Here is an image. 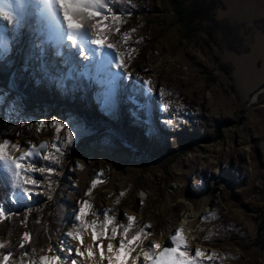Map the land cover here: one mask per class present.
I'll use <instances>...</instances> for the list:
<instances>
[{
  "label": "rangeland",
  "instance_id": "obj_1",
  "mask_svg": "<svg viewBox=\"0 0 264 264\" xmlns=\"http://www.w3.org/2000/svg\"><path fill=\"white\" fill-rule=\"evenodd\" d=\"M214 1L216 19L230 26L194 21L187 27L172 0L113 6L121 15L120 31L107 41L114 49L100 51L89 40L83 52L70 41L60 49L40 17V0H31L32 18L20 38L0 5V71L11 76L8 86L0 84V136L21 146L15 157L24 155V147L46 144L42 152L50 159L36 156L34 162L55 169L28 173L39 181L27 186L31 199L10 197L17 201L12 212L31 211L20 223L23 236L31 237L30 227L45 230L17 261L36 264L56 255L62 241L76 243L66 234L79 227L74 216L87 201L93 208L86 219L97 225L105 211L115 220L109 228L122 231L129 216L137 221L133 231L150 225L143 251L159 244V253L183 228L190 254L200 246L215 254L202 264H264L258 243L264 242V0ZM85 26L98 37L96 28ZM39 35L51 36L44 54ZM121 59L124 67H117ZM82 76L89 87L81 85ZM44 84L57 103L28 106L26 94ZM65 97L69 101L59 104ZM54 119L78 128L74 143H64L67 130L57 133L49 123ZM39 120L46 121L42 129ZM57 141L61 152L53 149ZM94 181L100 182L93 187ZM137 255L142 264L141 248Z\"/></svg>",
  "mask_w": 264,
  "mask_h": 264
},
{
  "label": "snow or ice",
  "instance_id": "obj_2",
  "mask_svg": "<svg viewBox=\"0 0 264 264\" xmlns=\"http://www.w3.org/2000/svg\"><path fill=\"white\" fill-rule=\"evenodd\" d=\"M5 3H11L12 0H4ZM43 5L42 12L49 18L58 22V31H62L63 28L67 29V34L64 37L66 40L71 42L73 47H76L79 51L83 52L85 42L90 40V43L96 45L100 51L106 47L108 49H114L112 43H108L109 35L112 31L119 32L120 28L116 25V21L121 20V15H118L114 11L113 6L121 4H127L130 7H135L130 3V0H40ZM17 5L23 6L24 0H15ZM111 5V6H110ZM3 14V9H0V15ZM109 16L112 19V25H109L107 21ZM86 23H90L92 27L96 28L98 37L91 38V33L84 27ZM125 41L128 36L125 34ZM5 50L8 48V43L5 40L2 44ZM86 58H88L86 56ZM117 67H124V61L121 59L120 64ZM145 85H151V81H144ZM148 91L151 92L152 88L149 87ZM163 97V91L160 92ZM167 110L168 106H164ZM38 126L42 129L46 125L45 120L37 121ZM57 133L62 130H67V139L64 142L66 145H71L75 142L77 137L78 128L70 127L68 123L62 122L60 119H54L50 121ZM171 124L172 121H166ZM149 133L152 131L148 129ZM20 145L16 144L9 138H4L3 143H0V169L3 170L6 179L10 182L12 188L18 189L14 196L20 198L31 199L33 195L29 187L26 186H37L39 181L28 173L45 172L51 174L55 169L37 167L34 162V157L41 156L43 159H50L48 154L42 152L43 149L47 148L46 144H41L39 147L36 145L28 146V150L25 151L24 155L15 157L14 153L20 150ZM53 149L57 152H61L63 149L60 146V141L53 144ZM59 162L58 160L56 161ZM100 181H94L93 187L96 186ZM88 195H91L89 192ZM123 195V194H121ZM13 204L17 201L12 200ZM118 202V201H117ZM93 205L84 201L80 204L77 213L74 216V220L78 221L79 227L75 231H70L66 235L72 240H78L81 246L84 244L83 231L91 229L92 239L95 242L101 241L96 244L99 248V260H107L108 264H129L131 259L132 264H137L141 261V256H133L137 248H141L143 261L142 264H202V258L207 255L209 261L214 259L215 254H205L200 249H196L194 254H190L189 245L183 235L184 229L179 228L171 236L170 246L163 247V249L157 253L155 249H160L161 245L153 244L148 246L147 251H143L142 244L143 239L151 235L146 229L150 228V225L141 226L138 230L133 231L134 226L137 225L135 217H126V223L123 225V230L120 231L117 227H111L110 225L115 224L113 217L108 215L105 211L102 213L104 222L97 225L95 221H88L86 217L90 214ZM8 215H16L15 212L9 213L7 209L0 206V219L6 218ZM207 219V218H205ZM119 234V239H118ZM31 237L29 233H24L23 241L19 245L20 248H24L25 244L29 243ZM107 239V254L104 251V244L102 240ZM112 241H117L113 243ZM6 245L0 242V250L5 249ZM49 253L53 252L52 248L47 249ZM56 255H44L39 258L36 264H77L75 258L66 259L65 257H72L73 254L77 257H84L85 254L88 258L93 259V247L89 246L85 252H81L79 249H74L61 242L60 246L56 247ZM29 253L25 251L24 256ZM0 264H23V260L14 261L13 254L11 252L7 254H0ZM31 264V262H30ZM82 264V262H81Z\"/></svg>",
  "mask_w": 264,
  "mask_h": 264
},
{
  "label": "trees",
  "instance_id": "obj_3",
  "mask_svg": "<svg viewBox=\"0 0 264 264\" xmlns=\"http://www.w3.org/2000/svg\"><path fill=\"white\" fill-rule=\"evenodd\" d=\"M187 1H189V5H186ZM171 3L173 6V11L178 15L180 19H183L184 22L187 23V27H190V25H192L194 21H198L199 23H216L218 24V26L221 25L230 26L228 23L223 24L216 19L217 5L214 0H172ZM10 78H11L10 71L8 72L0 71V84L8 86ZM68 82L69 84L72 83L73 85L77 84L69 79ZM81 83L83 87L90 86V82L84 79L83 76L81 77ZM47 87L48 86L44 84L36 88L35 90L34 89L30 90V92L26 94L27 104H29L28 106L30 105L34 106L36 104L53 105L55 104V102L57 103V99H55V97L51 94V92ZM86 96L88 95H84V98H86ZM82 99L83 98L81 97L79 102V105L81 107L83 106L84 102H86V101L83 102ZM62 101H59V104L65 105L66 102L69 101V97H65L64 99H62ZM142 116H144V112ZM17 191L19 190L11 187L10 182L6 179L4 172L0 170V206H3L5 209L8 210V212H12V208H13V204L10 201V196ZM27 212L29 213L31 211L25 208L22 211L15 212L16 215H12L10 221L7 220L0 221L1 222L0 239L9 242L7 243L5 249L0 250V254H7L11 252L13 254L14 261H17L25 251H27L30 254L31 248H34L38 244V242L36 243L34 236L40 237V235H42L41 233L45 232V230L44 232H42V230L44 229L43 226L37 227V229H33L32 227H30L31 243H29V245L25 244L24 248L19 247L21 243H24L22 239L23 232H21L22 229L20 227V223L24 222V215H26ZM46 213H47L46 211L43 212L45 216ZM46 223H49V219L47 220ZM258 243L262 247H264L263 241H258ZM207 264H211V263H209L208 261Z\"/></svg>",
  "mask_w": 264,
  "mask_h": 264
},
{
  "label": "bare ground",
  "instance_id": "obj_4",
  "mask_svg": "<svg viewBox=\"0 0 264 264\" xmlns=\"http://www.w3.org/2000/svg\"><path fill=\"white\" fill-rule=\"evenodd\" d=\"M13 1L15 0H12V2L10 4H7L4 2V0L2 1V3L0 5H2V7L6 8L5 10H8V12H10L9 16L11 17V19L14 20V34H16L19 38L20 36L23 34V31H24V26H28L30 21H31V18H32V14H31V11H29V9H32L31 5V0H24V6H26V8L28 7L27 10H25L24 12H22V7L20 5H17V4H14ZM39 1V0H37ZM41 3V2H40ZM36 5V4H34ZM39 5V4H38ZM12 7V9L10 8ZM42 9H43V5L41 4L40 6ZM42 9H40V17L42 18V20H45V22L47 23V28H49L50 30V35L52 36V34L55 36V38H58L61 42L59 43L60 45V49L61 48H67L69 47V44H68V40H66L64 37L66 36L67 34V29L66 28H63L62 31H58V27L59 25H57L53 19L49 18L47 15H45L43 12H42ZM33 12V11H32ZM18 16V18H17ZM41 21V20H40ZM2 23H0L1 25ZM84 27L87 29V27L84 25ZM2 28L0 27V35L2 33ZM37 34V33H36ZM41 35H39L40 37ZM51 36H48L49 38H41V40H39V45L41 47V50L43 51V54L45 53V50L47 49V47H49V39L51 38ZM54 38V39H55ZM62 50V49H61ZM32 48H28L27 50V53L28 55H30L32 53ZM62 52V51H61ZM4 76V75H3ZM3 79V78H2ZM256 99V96H254L253 100L255 101ZM3 139L4 137L3 136H0V143H3ZM25 150H28L27 147H24ZM105 248H104V251L105 253L107 254V244L106 242L103 243ZM115 244V243H114ZM68 246L69 247H72L74 249H79L81 252H85L86 253V249L89 247V246H92L93 247V254H94V258L93 259H90L87 257V255L85 254L84 257H77L75 256V254H73V258H75L77 260V264H108V261L107 260H104V261H100L99 260V248L96 247V242L94 244V241L92 239V232L87 230V233H86V236L84 238V244L83 246H81V244L79 243V241H77L76 243H68ZM191 247V245H189ZM191 249V248H190ZM198 249H200L203 253L205 254H211V250L210 248L208 247H204V246H200L198 247ZM133 255V254H132ZM207 255H205L204 257H206ZM67 259V256L65 257ZM129 264H132V261L131 259H129ZM137 264H141L139 262H137Z\"/></svg>",
  "mask_w": 264,
  "mask_h": 264
}]
</instances>
